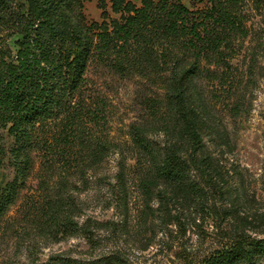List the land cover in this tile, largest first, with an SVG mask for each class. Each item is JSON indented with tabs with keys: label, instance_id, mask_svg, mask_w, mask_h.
Returning a JSON list of instances; mask_svg holds the SVG:
<instances>
[{
	"label": "rangeland",
	"instance_id": "374dc122",
	"mask_svg": "<svg viewBox=\"0 0 264 264\" xmlns=\"http://www.w3.org/2000/svg\"><path fill=\"white\" fill-rule=\"evenodd\" d=\"M131 1L141 5V0ZM248 1V35L231 52L225 49L222 59L203 61L189 84V95L207 126L201 132L204 146L186 180L153 176L134 143L136 129L158 146L171 142L165 132L173 125L176 108L171 69L122 73L95 60L86 74L89 94L92 106L104 114L99 135L114 148L84 174L74 168L57 170L49 179L56 187L69 178L68 192L83 206L76 220L86 224L90 237L40 235L25 218L28 205L44 193L42 159L33 151L35 168L5 216L0 264L48 262L58 255L84 264L110 257L124 264H200L239 236L264 238V5L258 9ZM79 2L82 7L76 4V11L88 22L104 20L101 0ZM183 3L196 9L208 0ZM104 6L108 21L120 18L110 0ZM13 141L0 125V190L11 173ZM121 164L124 188L116 176ZM238 264H264V257Z\"/></svg>",
	"mask_w": 264,
	"mask_h": 264
},
{
	"label": "trees",
	"instance_id": "16d2710c",
	"mask_svg": "<svg viewBox=\"0 0 264 264\" xmlns=\"http://www.w3.org/2000/svg\"><path fill=\"white\" fill-rule=\"evenodd\" d=\"M110 1L120 18L108 21L106 0H101L104 20L99 23L88 22L76 11V4L82 7L79 0H0V125L14 139L8 158L11 173L0 190V234L10 206L35 168L33 151L42 159L44 193L28 205L27 221L47 237L89 234L86 224L76 220L83 206L68 192L69 178L56 187L49 179L57 170L68 173L74 168L84 174L114 148L99 135L104 114L92 106L89 94L86 74L95 60L122 73L131 68L171 69L176 108L172 127L165 128L171 142L158 146L139 129L134 133L153 176L184 182L204 146L201 132L207 125L189 95V84L203 61L222 59L225 49L231 52L235 42L248 35L249 1L208 0L196 9L184 0H141L140 6L131 0ZM252 1L258 9L264 5V0ZM116 176L124 188V164ZM260 257L264 238L239 236L200 264H238ZM32 264L84 263L58 255ZM88 264L124 263L110 257Z\"/></svg>",
	"mask_w": 264,
	"mask_h": 264
}]
</instances>
